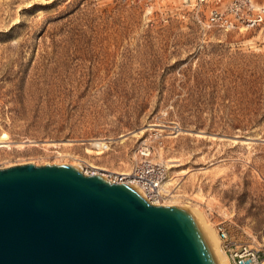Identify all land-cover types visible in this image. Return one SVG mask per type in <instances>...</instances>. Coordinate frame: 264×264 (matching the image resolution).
Here are the masks:
<instances>
[{"label":"rangeland","instance_id":"374dc122","mask_svg":"<svg viewBox=\"0 0 264 264\" xmlns=\"http://www.w3.org/2000/svg\"><path fill=\"white\" fill-rule=\"evenodd\" d=\"M142 142L167 202L264 253V0H0V168L126 171Z\"/></svg>","mask_w":264,"mask_h":264},{"label":"water","instance_id":"95a60500","mask_svg":"<svg viewBox=\"0 0 264 264\" xmlns=\"http://www.w3.org/2000/svg\"><path fill=\"white\" fill-rule=\"evenodd\" d=\"M74 164L0 168V264H221L199 218Z\"/></svg>","mask_w":264,"mask_h":264},{"label":"built area","instance_id":"2783aa9c","mask_svg":"<svg viewBox=\"0 0 264 264\" xmlns=\"http://www.w3.org/2000/svg\"><path fill=\"white\" fill-rule=\"evenodd\" d=\"M239 3H235L234 18L227 17L224 11L213 7L208 11L205 18V25H220L226 29H232L238 26L243 17L237 13ZM262 18V14L257 12L255 16L247 18L246 22L254 24ZM154 150L152 146L146 142L139 143L135 149L136 160L127 173L118 171L101 170L110 181L118 183L131 184L135 182L147 198L151 201L164 203L167 190L164 189L161 182L165 176V170L162 164L149 160ZM217 236L220 239L221 247L231 260V264H264V253L259 247L250 245L246 241L236 239L228 234L226 227L218 223L216 225Z\"/></svg>","mask_w":264,"mask_h":264},{"label":"bare ground","instance_id":"6f19581e","mask_svg":"<svg viewBox=\"0 0 264 264\" xmlns=\"http://www.w3.org/2000/svg\"><path fill=\"white\" fill-rule=\"evenodd\" d=\"M250 1V0H249ZM91 144L93 145V146H97L98 148H100V147H102V146H105V142L104 141H102L101 139H94V140H92L91 141ZM89 151H91V149H89V148H87ZM102 150L101 149H96V150H94L93 152H95V153H99V152H101ZM136 155V154H135ZM137 158V157H136ZM136 160V159H135ZM149 160H151L152 162H153V164H155V163H160L159 161H155V160H152V158L150 157L149 158ZM164 162V161H163ZM162 162V163H163ZM165 163V162H164ZM163 163V164H164ZM21 164V163H20ZM48 164H50V163H48ZM161 164V163H160ZM162 164V167L164 168V170H165V167H164V165ZM15 165V164H14ZM75 166H77L79 169H81V172L82 173H84V174H100L101 176H103V177H105L104 175H106L104 172H102L101 170H104V168H98L97 169V171L96 170H94V169H89L88 171H84V170H82V168H81V164L80 163H75L74 164ZM91 165H94V164H91ZM11 166V165H10ZM7 167V166H6ZM91 167H95L96 168V166H91ZM101 169V170H100ZM99 170V171H98ZM129 170H126V171H118V172H120V173H127ZM165 175H166V171H165ZM165 177L166 176H164V178L162 179V182H161V184H162V186L164 187V189H166L167 190V195H166V198H165V202L164 203H162L163 205H172V203H170V202H167L166 200L169 198V195H168V193L170 192V189L166 186V185H163V181H164V179H165ZM106 178V177H105ZM106 179H108V178H106ZM109 180V179H108ZM130 187H132L134 190H136L138 193H140L142 196H144L149 202H151V203H153V204H161V203H159V202H155V201H151L150 199H148L147 198V195L143 192V190L141 189V187H139L135 182H133V183H131L130 185H129ZM174 197V195H172L171 196V198H173ZM186 207H188V206H186ZM198 218H199V220H200V222L202 223V225L204 226V228H205V230L207 231V233H208V235H209V237H210V239H211V242H212V244H213V246H214V248H215V250H216V252H217V254H218V256H219V259H220V262H221V264H229V263H227L226 262V258L228 257L227 256V254L225 253V251L223 250V248L221 247V243H220V245L218 244V240H217V236L215 235L216 233L212 230V227L210 226V225H208L205 221H204V219H203V217H202V213H201V211L200 210H198L197 208H195V207H188ZM218 239H219V237H218ZM220 240V239H219ZM227 256V257H226ZM229 259V258H228Z\"/></svg>","mask_w":264,"mask_h":264}]
</instances>
